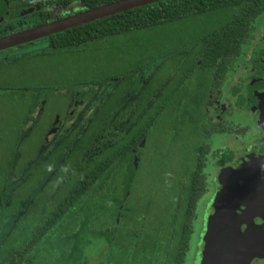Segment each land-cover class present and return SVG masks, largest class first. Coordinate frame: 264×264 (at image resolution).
<instances>
[{"label":"trees","instance_id":"1","mask_svg":"<svg viewBox=\"0 0 264 264\" xmlns=\"http://www.w3.org/2000/svg\"><path fill=\"white\" fill-rule=\"evenodd\" d=\"M62 1L0 0V17L14 30L21 9ZM88 1L95 8L117 0ZM263 13L264 0H160L55 32L40 50L0 60V233L26 205L3 255L36 264H184L207 189L209 139L229 130L208 117L210 84L221 85ZM159 61L129 99L135 71ZM108 80L116 84L85 129L68 132L6 195L73 102L91 100L94 84ZM74 85L89 86L67 89ZM39 89L41 111L25 131ZM220 155L219 165L233 158L228 149Z\"/></svg>","mask_w":264,"mask_h":264},{"label":"flooded vegetation","instance_id":"2","mask_svg":"<svg viewBox=\"0 0 264 264\" xmlns=\"http://www.w3.org/2000/svg\"><path fill=\"white\" fill-rule=\"evenodd\" d=\"M41 1L42 2L46 1L45 4H47V3L51 2V1H55V0H41ZM89 7H90V3L88 0H68V1L65 0L62 2H56L53 5H49L46 7H41L40 5L36 4V6H29V7H25L24 9H21L19 11V13L17 15H15L16 17H14L11 21L15 25L14 30L18 31V29L21 30L20 28L25 29L28 27L39 25L40 23H47V22L55 21V20L62 19V18L67 17V16H71V15L83 12L85 10L92 9ZM27 15H28V17L26 18ZM262 15H264V13ZM262 15H260V16H262ZM31 16H34L35 18H33V20H32V19H30ZM260 16H258L257 18H259ZM257 18H256V20H257ZM24 21L26 23V26H21V27L17 26V22L23 23ZM8 22H10V21H8ZM8 22L2 21V18L0 17V24L6 25L8 28V31L10 33L15 32L14 30L11 29ZM48 36L35 39V40H33V42L37 41V40L46 39ZM252 37H253V34H252ZM252 37H250L248 39V41L243 44L242 52L238 55H235V57L233 58L232 64L230 65V67L226 71L225 77H224L221 85L214 86L213 83H211L210 84L211 88L208 91V93H209V104L207 105L206 110H207V114H208L210 121L211 122H220V123H226L227 122L228 126H229V130L216 132V133L212 134V136L209 139L210 142L212 143V149L206 156L205 169L207 167V159L209 158L210 155L215 154V156L217 157V164H216L217 172L215 173L214 177H212V181H213L212 183H210V181L208 179V175L206 173V175H207V189L203 193V195L198 199V202H197V207H198L200 199L206 193L210 192L209 184L211 186L214 185V192L212 194L210 204L208 205V211L205 209L203 210L204 214L205 213L206 214L204 215V219L202 220L201 225L199 224V226H195V225H197L196 221H197V213H198L197 207H196V217L193 221V227H194V231H195V227L197 229H199V232H201L202 236H201V240H200V244H199L200 249H198L197 256H195L193 258L192 264H200L201 259H202V251L204 248L203 236H204V233H205L206 228H207L208 218L213 213V201H214V199L217 195L218 189H219L220 176H221L222 169L225 167H228V166H233L236 168L239 165H241V213L245 209L244 207H246L245 201L248 202V200L251 199L259 191L261 193V188H258L256 185H257V182L258 183L260 182V180H259V177H260L259 176V167H261V165H262L261 163L263 162L262 160H264V46H256L252 50V52L250 53L251 55L247 59V62H245L243 65H241L242 69H241V75H239L238 83L236 82V84L233 85L232 90L229 91V93H228L227 97H225V99H223L224 95H222L223 94L222 88H223L225 81L229 78L228 77L229 72H233V70L236 69V66L238 65L240 58H241V62L243 61V59L245 57L244 56V53H245L244 47H245V45L248 44V42L250 41V39ZM236 62H237V65H236ZM152 63H155V62H152ZM152 63L146 64L143 67L149 66ZM157 63H158L157 66L149 74H147L144 77L142 84L144 83V80H146V78L158 67L160 61ZM143 67H141V68H143ZM141 68H139V69H141ZM135 74H136V71H135ZM136 80H137V74H136ZM135 84H136V81H135ZM135 84H134L133 88L135 87ZM88 86L89 85H74L72 87H67V89L79 90V89L85 88V87L88 88ZM138 89H137V91H138ZM41 91H43V92L40 96ZM45 92H46V90H42V89L37 90V99H36L32 109L30 111V114L26 120V122L28 120H30V122L28 123V125H26V122H25V131L30 126V123L32 121H34V119H36L39 116L40 111H41L40 104L42 103V98H43ZM240 92H241V97H239V95H238ZM134 95L135 94L131 95L129 97V99L133 98ZM239 98H241V101L237 102V100ZM227 100H229L228 101L229 106H227ZM89 101L73 102V104L70 106V108L68 110L67 117L64 118L56 128L52 129L49 132V134L47 135L48 141L43 146L37 160L32 162L29 165L28 170L25 172L23 177L21 179H19L18 181L21 182V180L26 175H28L34 169H36L37 166L45 158H47L49 156V154L52 152V150L61 142V140L67 135L68 132L74 131L77 133V135H79L85 129L87 123L90 121L91 118L89 119V121H87L85 123L81 132H78L77 130L68 131L58 141L57 144H55L54 146H51V147L49 146L50 134L53 131H55L56 129L60 128L62 123H64L65 121L75 118L77 108L79 106L89 102ZM224 104H225V106H223ZM36 106H38V112L36 113V115H32L31 112ZM236 108H241V124L233 125L231 121H233V118L235 115L234 110ZM235 130H239V132H235ZM25 131L23 132V134L25 133ZM230 135H234L235 137H238L239 139L241 137V139H240L241 140V148L237 149V147H236L237 151L235 149H231L229 147L216 148V149L213 148V145H214L213 138L214 137H221L222 138V137H229ZM254 138H256L257 141L253 142ZM226 149L231 150L233 152V158L226 165H219L218 162L220 160V156H221L220 154L222 151H224ZM47 150H48V152L42 158V160L39 161L38 164L32 170H30L32 167V164L36 163L40 159L43 152L47 151ZM68 150H69V148L65 152H63V154L59 157V159L56 161L51 172L54 171V169L58 166V164H60V162L65 159V157L68 153ZM255 168H258V170H256ZM28 171H29V173L27 174ZM20 182H19V184H20ZM44 182H45V180L43 182H41V184L39 185L37 190L33 193L32 197L37 194L39 189H41V187L43 186ZM203 201H201V203H203ZM24 207H26V205ZM24 207H21V209H19L17 214L7 221V223L3 227L2 232L0 233V235L2 233L4 234L0 240V264H36V261H37L36 258H32V257L23 258L21 256H15V257L4 256L3 252H2L3 251L2 246L6 245L5 239L9 233V231L16 225V222L23 215ZM18 214H20V215H18ZM11 222H13V224L11 225V227L9 229H7L9 223H11ZM194 231H193V234H194ZM191 239H190V247H191ZM189 251H190V248L186 254L184 264H186V262H187V256H188ZM249 264H264V256L252 258L250 260Z\"/></svg>","mask_w":264,"mask_h":264},{"label":"water","instance_id":"3","mask_svg":"<svg viewBox=\"0 0 264 264\" xmlns=\"http://www.w3.org/2000/svg\"><path fill=\"white\" fill-rule=\"evenodd\" d=\"M160 0H117L55 21L0 36V50L48 36L121 11ZM259 167L257 187L261 188L241 213V165L222 169L220 185L213 201L203 236L200 264H249L264 256V160ZM258 170V168H255ZM246 185V184H245Z\"/></svg>","mask_w":264,"mask_h":264},{"label":"rangeland","instance_id":"4","mask_svg":"<svg viewBox=\"0 0 264 264\" xmlns=\"http://www.w3.org/2000/svg\"><path fill=\"white\" fill-rule=\"evenodd\" d=\"M28 17V15L26 16V18ZM33 18H35L34 16H31L30 19L33 20ZM27 22V21H26ZM17 26L21 27V26H26L25 21L22 22H17ZM255 29L253 31V37L250 39V41L248 42L247 45H245L244 50V59L241 62V58L238 62H236V69L233 70V72H229V78L225 81L223 88H222V95H224L223 99H225V97H227L228 93L230 90H232V87L234 84H236V82L238 83L239 80V75H241V65H243L245 62H247V59L249 58V56L251 55L250 53L252 52V50L256 47V46H264V15L260 16L259 18H257V20L254 23ZM10 32L8 31V28L6 25L0 24V36L9 34ZM48 45V40L47 39H42V40H37V41H29V42H25V43H21L19 45L4 49V50H0V60H4L6 58H10V57H14L17 55H23V54H31L34 53L38 50H40L41 48L45 47ZM157 62L152 63L149 66L143 67L141 69H139L138 71H136L137 74V80H136V84L135 87L132 89V95L135 94V92L137 91V89L140 87V85L142 84V81L144 79V77L149 74L156 66H157ZM116 81L115 80H108V81H101L98 82L96 84H94V87L96 88V93L94 94V96L92 97V99L79 106L77 108L76 114H75V118L73 119H69L67 121H65L64 123H62L61 127L56 129L55 131H53L50 134L49 137V146H54L55 144L58 143V141L64 136V134H66L68 131L71 130H77L78 132H81L82 128L84 127L85 123L87 121H89V119L91 118V116L94 114L96 108L99 106V104L101 103V101L106 97V95L111 91V89L115 86ZM77 88V87H76ZM43 91L40 92V96L42 94ZM239 97H241V92L238 94ZM227 100V106H229ZM241 101V98H239L237 100ZM225 106V104L223 105ZM38 112V106H36L31 114L32 115H36V113ZM235 115L233 118L232 124L233 125H237V124H241V108H236L234 110ZM240 120V121H239ZM30 122V120H28L26 122V125H28V123ZM112 131H108L106 130L103 134V137L105 138V140H109V137L111 136ZM223 138V139H222ZM214 137L213 138V148H225V147H229L231 149H235L237 151L238 148H241V137L240 139L238 137H235L234 135H230L229 137ZM257 141L256 138H254L253 142ZM237 147V149H236ZM47 151H44L43 154L41 155L40 159L32 164V167L30 170H32L39 161L42 160V158L47 154ZM217 157L215 156V154H212L209 156V158L207 159V167L205 169L207 175H208V179L210 181V183H212V177H214L215 173L217 172ZM29 170V171H30ZM29 171L27 172V174L29 173ZM20 181H9L7 188H6V195H8L10 192H12V190H14L16 188V186L19 184ZM209 188H210V192L206 193L201 199L200 202L198 204L197 207V225L195 226H199V224L201 225L202 220L204 219V209L208 211V205L210 204V200L212 198V194L214 192V185L211 186L209 184ZM204 200V201H203ZM201 201H203V203H201ZM20 215V214H18ZM13 224V222L9 223L7 229H9L11 227V225ZM4 234L2 233L0 235V240L2 238ZM201 232H199V229H197L195 227V231L194 234L192 235V239H191V247H190V251L188 253L187 256V262L186 264H192L193 262V258L195 256H197V252L198 249H200L199 244H200V240H201ZM95 247H92L91 252L95 251L94 250Z\"/></svg>","mask_w":264,"mask_h":264}]
</instances>
